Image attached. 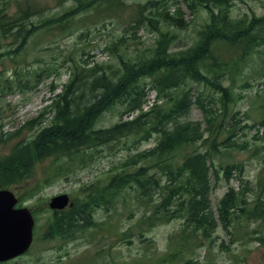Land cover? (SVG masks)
<instances>
[{
  "label": "trees",
  "instance_id": "1",
  "mask_svg": "<svg viewBox=\"0 0 264 264\" xmlns=\"http://www.w3.org/2000/svg\"><path fill=\"white\" fill-rule=\"evenodd\" d=\"M66 1L59 0L58 3ZM72 1L70 9L51 17L50 22H44L39 27L56 37L64 35L79 28L73 22L76 15L92 8L93 20L98 19L94 22H100L99 18L104 21L121 17L126 18L124 24L129 23V32L135 27H153L157 34L155 43L145 51L136 50L132 55L119 52L118 66L94 61L90 53L82 48V57L70 52L60 64L43 63L36 69L34 75L38 81L44 73L52 75L54 71L58 76L68 72V79L47 105L54 111L53 119L46 125L44 120L34 121L39 129L44 126L34 136L18 141L9 154L0 155V183L10 185L32 177V170L42 161L44 154L55 158V166L44 174L59 176L81 164L86 150L94 146L126 137L133 141H147L157 135L153 147L131 154L123 162L122 170L106 177L103 185H88L81 199L75 197L72 207L57 212L49 234L64 240L71 239L78 229L98 224L92 221V211L96 206L109 207L113 197L125 188H132L136 198L143 201L146 208L143 217L132 228L150 226L157 221L166 222L174 216L185 217L186 235L181 236V246L169 247L161 256L162 260L168 261L174 255H181L183 249H191L193 243L202 242L218 224L227 226L233 220L234 210L244 200L230 187L218 203L219 215L216 218L211 204L212 177L219 176L215 154L220 153V147H228L231 131L226 128L224 120L227 115L230 116L229 102L235 98L232 94L234 81L237 74L244 70L251 51L257 45H264V16H252L250 19L246 15L233 16V0H186L191 9L205 7L209 18L198 29L197 37L191 44L177 46L181 39L178 30L189 26L182 8H171L168 0H147L135 6L125 0ZM33 14L29 4L21 7L19 13H0V48L1 42L8 37L16 42L14 53L23 50L33 35H29L27 29L24 31L26 20ZM131 38L124 34L115 38V50L119 51L118 45L123 47ZM107 49L111 50L110 44ZM3 52L0 51L1 54ZM63 66L65 69L58 71ZM226 77L231 81L230 85L224 84ZM143 78L150 80L148 89ZM192 82L204 85L207 92L193 87ZM149 89L156 91V99L145 110ZM116 102L125 104L122 118L109 127H96L98 114ZM213 103H220L222 111L218 112ZM194 104L211 117L207 120V129L211 132L210 144L205 150L184 151L183 146L187 144L201 139L208 141L201 122L180 120ZM134 112L137 113L133 115ZM125 115L130 116L124 118ZM220 115L223 118L217 122ZM214 122L216 126L212 127ZM261 124L264 125V118ZM259 131L255 137L260 135ZM221 132L228 134L221 139ZM2 136L4 134L0 132V139ZM221 144L223 146L219 147ZM220 167L227 181L235 172L243 170L238 163H220ZM260 184L264 188V168ZM33 188L34 191L38 189L36 183ZM250 213L253 217H264V201H257ZM199 236L204 237L199 239ZM259 238L263 241L262 237Z\"/></svg>",
  "mask_w": 264,
  "mask_h": 264
},
{
  "label": "rangeland",
  "instance_id": "2",
  "mask_svg": "<svg viewBox=\"0 0 264 264\" xmlns=\"http://www.w3.org/2000/svg\"><path fill=\"white\" fill-rule=\"evenodd\" d=\"M125 1L135 6L147 0ZM58 2L59 0H0V13H19L20 8L28 4L34 11L26 20L24 29L30 31L29 35H33L22 51L13 52L16 42L11 38L6 37L1 42L0 51L4 52L0 53V132L4 136L0 139V155L9 154L18 141L34 136L54 117V111L47 108V105L50 98L62 89L68 72L62 76H58L56 71L52 75L44 73L38 81L34 71L43 63L56 66L64 57L67 58L68 53L74 52L82 57L86 50L92 60L118 66L119 52L132 55L136 50L145 51L155 43L157 34L153 27H135L129 32V23L124 24L126 18L121 17L107 18L104 21L99 18L100 22H94L98 19L93 20L90 12L92 8L75 16L73 22L78 29L56 37L39 25L50 22L51 17L62 14L73 5L72 0L62 4ZM167 3L171 8H182L189 26L187 29L178 30V37L181 36V39L177 46L191 44L197 37L198 29L208 20V10L203 6L191 9L186 0H168ZM231 14L235 17L246 15L248 19L252 16L262 17L264 0H233ZM123 34L132 38L123 47L118 45L120 48L116 51L113 42ZM108 44L111 45V50L107 49ZM64 66L58 71L65 69ZM142 81L147 83L148 89L150 80L143 78ZM195 84L191 83L193 87L207 92L204 85ZM224 84L230 85L231 81L226 77ZM232 94L235 98L229 102L230 116L227 115L224 120L231 133L228 147L224 149L220 147L223 144L219 145L220 153L215 154L219 176L212 177L214 187L211 192V204L216 211V218L219 215L218 203L230 187L244 199L240 202V207L234 210L231 216L233 220L227 226L218 224L206 238L199 236V239L203 238L199 244L196 245L195 242L191 249H183L181 255H174L168 261L162 260L161 256L169 247L181 246V236L186 235L185 217L174 216L166 222L157 221L150 226L132 228L143 217L146 208L143 201L136 198L137 194L132 188H125L109 201V207L96 206L93 209L92 221L98 224L78 229L74 237L68 240L51 236L49 229L53 223V210L48 202L53 195L68 192L74 202L75 197L81 199L88 185H103L106 177L122 170L123 162L131 154L153 147L158 139L154 135L147 141L139 142V139L133 141L126 137L87 149L81 164L59 176L44 174L50 167L55 166V158L44 154L42 161L32 170V177L12 182L10 185L0 183V187L6 186L17 194L18 206H27L36 212L31 248L7 264H264V217H253L250 213L257 201H264V188L260 184L264 168V125L261 124L264 118V45H257L251 51L244 70L237 74ZM155 99L156 91L149 89L144 109H148ZM212 105L218 112L222 111L220 103ZM124 108L125 104L116 102L102 109L98 114L96 127L105 128L118 122ZM129 116L125 115L124 118ZM220 118H223L222 115L218 116L217 122ZM209 119L211 117H207L195 104L187 115L181 117V121L201 122L204 136L208 137L207 142L201 139L183 146L184 151L207 148L211 137V132L207 129ZM37 120H44L40 129L34 122ZM31 121L33 124H30ZM215 126L216 122L212 127ZM258 129L260 135L255 137ZM227 134L228 132H221L220 138ZM43 149L44 147L41 148ZM220 163H238L243 170L241 173L235 172L227 181ZM35 183L38 187L36 191L33 188ZM94 187L98 188L96 185Z\"/></svg>",
  "mask_w": 264,
  "mask_h": 264
},
{
  "label": "water",
  "instance_id": "3",
  "mask_svg": "<svg viewBox=\"0 0 264 264\" xmlns=\"http://www.w3.org/2000/svg\"><path fill=\"white\" fill-rule=\"evenodd\" d=\"M17 198L8 189H0V261L13 258L28 249L33 240L34 218L26 207L16 208ZM69 196H54L52 208H64Z\"/></svg>",
  "mask_w": 264,
  "mask_h": 264
},
{
  "label": "bare ground",
  "instance_id": "4",
  "mask_svg": "<svg viewBox=\"0 0 264 264\" xmlns=\"http://www.w3.org/2000/svg\"><path fill=\"white\" fill-rule=\"evenodd\" d=\"M105 92V91H104ZM94 108V107H93ZM191 118V117H190ZM206 187V186H205Z\"/></svg>",
  "mask_w": 264,
  "mask_h": 264
}]
</instances>
